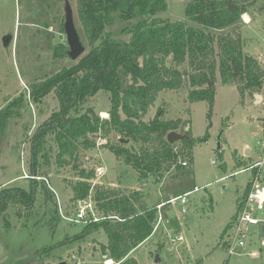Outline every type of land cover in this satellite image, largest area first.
Segmentation results:
<instances>
[{"label": "rangeland", "instance_id": "rangeland-1", "mask_svg": "<svg viewBox=\"0 0 264 264\" xmlns=\"http://www.w3.org/2000/svg\"><path fill=\"white\" fill-rule=\"evenodd\" d=\"M69 1L87 52L89 45L78 21L76 0ZM188 1L166 0L167 8L158 15L199 27L201 24L185 16ZM63 3V0H0V110L9 106L14 111L0 134V184L16 179L9 185L19 184L27 188L31 178H37L40 184L32 208L11 203L0 214V260L12 254L31 256L37 248L56 245L44 255L43 264L60 261L66 264H108V260L102 261L104 256L100 252V245L107 241L102 230L80 240L59 244L65 236L73 235L88 223L71 222L64 216L74 217L77 209L87 203L90 204L87 210L92 211L88 219L93 214L99 219L91 197L75 200L73 196V186L81 179L79 170L86 169L93 171L87 179L91 186L112 187L124 192L137 189L144 195L146 204L163 203L160 210L157 208L159 217L154 233L131 250L136 264H264V248L258 257L247 253L257 249L255 245H247L239 254L228 256L223 245L226 234L223 240L221 238L223 228L235 213L236 204L252 175L250 169L237 174L233 172L262 160L259 173L264 182V97L262 91L253 89L240 94L237 83L221 80L218 70L210 117H207L206 100L190 102L187 99V85L179 90L161 91L143 117L150 120L158 115L161 119L179 120L175 130L183 133L188 127L186 132L195 140L190 147L183 141L175 142L176 150L183 153L178 154V160L169 170L162 172L161 179L153 176L140 178L130 164L115 157L103 144L122 142L115 131L104 129L87 136L95 142L94 146L87 147L79 142L75 153L77 160L68 157L69 164L65 165L55 159L57 144L53 140L54 133H49L44 144L45 156L37 158L39 176L30 175V137L38 125L59 108L53 90L37 102L31 100V85L75 61L69 56L54 55L55 45H66L61 27ZM244 17L248 23L242 16L237 24L212 31L216 35H239L243 52L264 67V0L256 1ZM134 21L113 16L106 31L113 37L128 38L129 33L122 29ZM186 67L187 64L183 63L179 68ZM257 94L261 98L256 99ZM88 107L94 109L99 119L107 118L110 107L107 93L99 90L87 98L80 111L72 113L83 112ZM203 135L207 139L200 142ZM131 145L130 140L125 144L126 147ZM152 145L156 146V142ZM140 146L141 143H136L134 149L138 150ZM238 158L240 165L237 164ZM184 160L188 164L183 166L181 162ZM185 191H190L185 205L179 200L171 201ZM90 192H93L92 188ZM182 207L185 212L181 211ZM256 216L264 222V203ZM261 224L252 239L264 236ZM177 237L182 239L172 240ZM157 253H160L161 260L155 262Z\"/></svg>", "mask_w": 264, "mask_h": 264}, {"label": "trees", "instance_id": "trees-1", "mask_svg": "<svg viewBox=\"0 0 264 264\" xmlns=\"http://www.w3.org/2000/svg\"><path fill=\"white\" fill-rule=\"evenodd\" d=\"M256 1L190 0L185 4V16L201 24L196 27L183 20L160 17L158 13L167 8L166 0H76L78 21L89 49L69 67L31 85V100L37 102L53 90L59 108L51 112L30 137V175L39 176L37 158L45 156L44 144L49 133H54L53 140L57 144L55 159L65 165L69 164L66 158L76 159L79 142L94 146L95 142L87 136L104 129L115 131L122 142L103 144L115 157L130 164L140 178L161 179L162 172L169 170L178 160V154L183 153L165 137L168 131L177 128L179 120L161 119L158 115L143 119L161 91L179 90L187 85V99L190 102L206 100L207 117H210L218 70L221 80L237 83L240 94L253 89L262 91L264 97V67L243 52L240 36L216 35L212 31L237 24ZM113 16L121 20L135 19L122 29L129 33L128 38L113 37L106 31ZM61 27L64 31L63 24ZM67 50L68 46L58 43L54 55L68 57ZM183 63L187 67L180 69ZM99 90H104L110 101L107 118L99 119L92 107L72 113L80 111L87 98ZM13 115L9 106L0 110V134ZM206 139L203 135L199 141ZM128 140L133 146H125ZM154 142L156 146L152 145ZM136 143H141L138 150L134 149ZM194 143L192 137L183 139V144L189 147ZM237 164H241L239 158ZM254 172L255 168L251 177ZM92 175V170H79L81 179L73 186V196L75 200L91 197L99 219L84 223L79 231L65 236L59 244L102 230L107 237L106 243L100 245L102 261L112 259L115 264H136L131 250L154 233L159 217L157 205L146 204L144 195L137 189L124 192L112 187L91 186L87 179ZM13 181L0 184V214L11 203L29 209L36 200V188L40 185L37 178H31L27 188L9 185ZM250 181L251 178L237 203V211L248 194ZM223 236L224 233L222 240ZM223 245H226L224 240ZM55 246L37 248L31 256L12 254L0 264H43L44 255Z\"/></svg>", "mask_w": 264, "mask_h": 264}, {"label": "built area", "instance_id": "built-area-1", "mask_svg": "<svg viewBox=\"0 0 264 264\" xmlns=\"http://www.w3.org/2000/svg\"><path fill=\"white\" fill-rule=\"evenodd\" d=\"M245 15L246 13L242 14L243 20L248 23V20H245L244 18ZM181 164L184 166L187 165L188 162L184 160L183 162H181ZM262 164L263 161L259 160L253 164L248 165L247 167L240 168L239 170L233 172L234 174H237L238 172L244 169H250L252 171V169L255 168V174L253 175V177H251L248 194L243 199L240 209L238 211L236 210V215L232 218L226 228L227 232L224 241L226 243L225 249L227 251L228 256L232 254H239L243 247L251 245V236L255 231L253 233H250L248 231V227L250 225H256L258 229L260 223H264L263 221H261V219L256 216V212L260 211L264 203V182H262L261 174L259 173ZM24 177H26V175ZM189 192L190 191H186L183 195L173 197L171 201L179 200L181 205H185ZM162 206L163 203H160L157 205V208L160 210ZM89 207L90 204L85 203L82 207H79V209H77V211L74 213V217H64L71 222H91L92 220H97L98 218L95 216V214H93V217L88 219L89 215H91L92 213V211L90 212L87 210ZM181 211L185 212V208L182 207ZM181 239L182 237H177L176 239L172 238V240L178 241H180ZM262 248H264V236H261V238L257 240V249L250 250L247 253L250 256L258 257L259 252Z\"/></svg>", "mask_w": 264, "mask_h": 264}, {"label": "water", "instance_id": "water-1", "mask_svg": "<svg viewBox=\"0 0 264 264\" xmlns=\"http://www.w3.org/2000/svg\"><path fill=\"white\" fill-rule=\"evenodd\" d=\"M63 8H64V22L63 27L65 31L66 36V46H68L67 54L72 60H76L79 56H81L85 52V45H83L78 29L75 25L74 21V11L71 6V3L69 0H63ZM7 40H5V43ZM256 99L261 98L260 95L254 96ZM188 127H185V131L183 133H179L176 130H170L166 133V138L169 141V143H175L177 141H183V139H189V135L186 132ZM218 148H220L218 146ZM248 152V150H246ZM148 179V178H147ZM264 226L261 227L263 229ZM257 230L256 225H250L248 227V231L250 233H253ZM161 260L160 253H157L154 257V261L158 262ZM57 264H66L65 261H60Z\"/></svg>", "mask_w": 264, "mask_h": 264}, {"label": "crops", "instance_id": "crops-1", "mask_svg": "<svg viewBox=\"0 0 264 264\" xmlns=\"http://www.w3.org/2000/svg\"><path fill=\"white\" fill-rule=\"evenodd\" d=\"M185 192H186V191H185ZM159 204H160V203H159ZM156 205H158V204H156ZM236 210H237V204H236V208H235V213L232 215L231 219L236 215V213H237ZM231 219H230V220H231ZM230 220L225 224L222 233L226 234V232H227V230H226L227 226H226V225L229 224ZM262 226H264V223L261 224L260 229H261ZM261 230L264 231V228L261 229ZM222 233H221V234H222ZM259 238H261V237H259ZM251 239H252V238H251ZM257 240H258V239H252V243H251V245H255L256 248H257ZM251 250H255V249H251ZM259 255H260V252H259ZM251 257H253V256H251ZM111 260H112V259H111Z\"/></svg>", "mask_w": 264, "mask_h": 264}, {"label": "bare ground", "instance_id": "bare-ground-1", "mask_svg": "<svg viewBox=\"0 0 264 264\" xmlns=\"http://www.w3.org/2000/svg\"><path fill=\"white\" fill-rule=\"evenodd\" d=\"M245 18V17H244ZM248 18V17H247ZM112 261L108 260V264H110Z\"/></svg>", "mask_w": 264, "mask_h": 264}, {"label": "flooded vegetation", "instance_id": "flooded-vegetation-1", "mask_svg": "<svg viewBox=\"0 0 264 264\" xmlns=\"http://www.w3.org/2000/svg\"><path fill=\"white\" fill-rule=\"evenodd\" d=\"M8 255H9V254H8ZM8 255H7V257H8ZM7 257H6V258H7ZM0 261H2V260H0Z\"/></svg>", "mask_w": 264, "mask_h": 264}]
</instances>
